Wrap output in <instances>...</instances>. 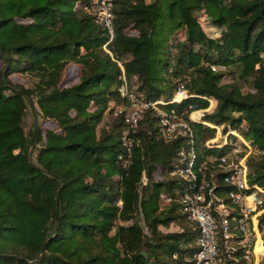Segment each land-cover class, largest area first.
<instances>
[{
	"label": "trees",
	"instance_id": "16d2710c",
	"mask_svg": "<svg viewBox=\"0 0 264 264\" xmlns=\"http://www.w3.org/2000/svg\"><path fill=\"white\" fill-rule=\"evenodd\" d=\"M112 4L111 31L93 0H0V264L194 263L189 182L173 175L189 144L166 141L146 109L125 167L124 86L145 103L184 87L189 99L162 108L190 124L200 161L232 148L207 147L216 129L190 120V106L213 100L203 122L253 147L249 182L264 188V0ZM221 182L217 173L224 196ZM259 221L264 242V213Z\"/></svg>",
	"mask_w": 264,
	"mask_h": 264
},
{
	"label": "built area",
	"instance_id": "2783aa9c",
	"mask_svg": "<svg viewBox=\"0 0 264 264\" xmlns=\"http://www.w3.org/2000/svg\"><path fill=\"white\" fill-rule=\"evenodd\" d=\"M112 1L93 0L97 19L111 31ZM215 70L213 68V71ZM120 92L122 96L130 98L133 107L126 115L129 129L124 131L122 136L125 155L119 156L125 167L130 165L129 157L134 146L130 129L138 126L146 109L152 108L158 113L166 141H173L180 136L186 138L189 144V152L182 153L187 160L185 166L173 175L189 182L181 202L184 213L197 224L200 232L199 250L193 264H242L239 262L240 256L237 255L239 251L246 264H260L264 256V253L258 251L264 245L263 235L259 230V217L264 213V188L253 187L249 182L247 158L255 152L253 147L238 133L226 134L221 127L203 122L205 113L214 105V101L209 100L210 107L206 110L190 106V120L216 129V137L206 142L207 147L223 150L231 145L232 148L228 154L211 155L200 161L195 151V133L190 124L175 108L169 111L162 108L181 105L189 99L191 95L184 87H180L170 101L161 99L150 103L129 94L126 86L122 87ZM120 113L121 111L115 110L114 116L117 117ZM231 134L237 138L236 142L230 138ZM217 173L222 174L221 185L228 188L224 196H220L217 189ZM144 182H147L146 178Z\"/></svg>",
	"mask_w": 264,
	"mask_h": 264
},
{
	"label": "rangeland",
	"instance_id": "374dc122",
	"mask_svg": "<svg viewBox=\"0 0 264 264\" xmlns=\"http://www.w3.org/2000/svg\"><path fill=\"white\" fill-rule=\"evenodd\" d=\"M72 75V74H71ZM29 79H33V78H26L25 76H14L13 77V80H14V82H16V83H23V84H25L27 87H30L31 86V84H32V81H30ZM115 104L112 102V103H110V106L111 107H113ZM132 108L133 107H131L129 110H128V112H130V110H132ZM117 110H119V111H121L120 109H118L117 108ZM108 117V120H112V118H111V116L110 115H108L107 116ZM40 124H41V121H40ZM221 127V129L222 130H224L225 129V126H220ZM222 151V149L221 148H217V152L218 153H220ZM239 262L240 263H242V264H246L245 263V260H244V258H243V256H240L239 257Z\"/></svg>",
	"mask_w": 264,
	"mask_h": 264
},
{
	"label": "crops",
	"instance_id": "0c3cea01",
	"mask_svg": "<svg viewBox=\"0 0 264 264\" xmlns=\"http://www.w3.org/2000/svg\"><path fill=\"white\" fill-rule=\"evenodd\" d=\"M258 251L264 253V245H263V247L259 248ZM260 255H261V254H258V256H260Z\"/></svg>",
	"mask_w": 264,
	"mask_h": 264
}]
</instances>
